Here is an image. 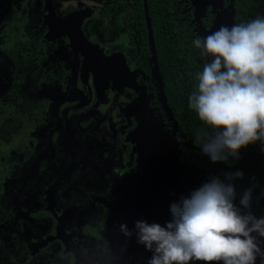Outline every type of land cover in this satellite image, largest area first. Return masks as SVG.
<instances>
[{"label": "flooded vegetation", "instance_id": "1", "mask_svg": "<svg viewBox=\"0 0 264 264\" xmlns=\"http://www.w3.org/2000/svg\"><path fill=\"white\" fill-rule=\"evenodd\" d=\"M33 1L42 3L48 31L45 37L38 38L35 49L31 51L27 48L25 35L29 18L27 15L30 14V7L25 8L26 0H0V10L12 9L13 13L9 15L11 19L17 15L12 31L9 30L10 27L7 28L8 16L3 20L0 29V118H4L0 124V145L8 146L10 151H17L22 167L29 170L35 166L40 174L36 182L38 186L44 185L45 179L51 175L52 179L59 174L61 176L54 184L48 185V189L57 191L54 195L56 210L49 207L50 192L39 202L42 207L48 202V208H18L19 212L32 215L35 221H51V227L54 228L53 234H47L31 245L28 257L20 261V264H27L30 259H43L48 255L54 257L49 264H100V256L103 253L108 254L109 211L103 201L113 198V195L97 197L93 201L95 207L97 205L104 209L102 222L98 227L97 223H89L87 209L82 208L88 207V198H75L82 207H69L60 195L64 189H70L73 182L81 179H86V191L89 184L105 190L106 187H111L114 180L121 177V182L135 169L137 154L134 145L128 140V135L138 125L135 115V108L138 106H130L135 105L141 98L164 125L170 138L178 143L179 149L190 163L208 172L212 178L218 177L226 183V174L242 173V177L231 181L236 192L235 200L240 205L243 193L251 189V206L245 210L264 218L262 145L257 142L241 149L239 159H230L228 163H212L209 160L207 167L202 158L194 159L193 153L203 152L188 149L186 141L190 146L202 149L203 133H210L211 130L199 119L197 134H191V125L188 122L192 120V114L194 117L198 115L189 107V102L178 113L174 111L168 96L167 83V75H176L180 86L189 88L190 92L198 90L199 74L212 58L201 55L202 50L195 47L194 41L212 34L221 14L233 11L236 25L264 18V14L244 15L236 5V0H218L215 7L210 2L212 4L206 7L205 12L198 15L191 0H172V3L168 1L164 7L167 23L164 35L166 33L168 38L163 39V49L168 52V60L163 70L159 63L160 51L155 36V53L150 43L144 0V26L134 0H100L99 9L91 6H70L65 12L59 9L58 0H30L27 4L31 6ZM48 8L52 9L59 22H63L73 13L89 12V17L84 19L81 29L87 43L98 48L95 57L103 58L104 74L101 75L105 79L101 86L96 85L95 66L87 65L85 55L74 46L68 34H56L52 31ZM148 13L154 35L149 7ZM170 24H173L172 29ZM91 25L97 26L91 27L94 38L88 33ZM5 31L10 32L8 35L12 39L11 45H5L3 41L7 35ZM125 39L127 45H124ZM155 62L167 103L178 128L162 102L155 76ZM29 83L31 86L27 93L24 88ZM104 84L107 89L101 97L99 89ZM29 137L36 139V145L31 151H22L23 141ZM110 137L115 143L110 142ZM14 140L18 144L14 145L15 150H11L10 144ZM120 140L126 145L127 162L124 161L123 151H119L123 147L118 144ZM95 167L98 168L97 180L87 179L95 171ZM61 204L65 208L60 213L58 205ZM10 216L0 209L2 219L9 221ZM80 220L85 227L82 230L78 228ZM22 224L25 225V221ZM88 234L91 237H87ZM259 245L264 251V241ZM55 253H58L57 257ZM256 264H264V259L257 257Z\"/></svg>", "mask_w": 264, "mask_h": 264}, {"label": "clouds", "instance_id": "2", "mask_svg": "<svg viewBox=\"0 0 264 264\" xmlns=\"http://www.w3.org/2000/svg\"><path fill=\"white\" fill-rule=\"evenodd\" d=\"M194 45L212 58L189 97V107L211 130L203 133V154L212 163H228L251 144L259 142L264 150V18L221 26ZM242 175L226 174L227 183L213 177L181 197L170 205L172 219L165 226L137 221V243L153 253L148 264H256L257 257L264 259L257 241L264 238V218L243 214L233 203L231 181ZM240 205L250 208L251 189L243 193ZM120 230L131 236L127 225Z\"/></svg>", "mask_w": 264, "mask_h": 264}, {"label": "water", "instance_id": "3", "mask_svg": "<svg viewBox=\"0 0 264 264\" xmlns=\"http://www.w3.org/2000/svg\"><path fill=\"white\" fill-rule=\"evenodd\" d=\"M191 1L197 9L196 15H198L205 12L206 7L212 4L210 2H213L215 7L218 0ZM144 5L150 30V43L155 53L154 35L149 18L147 0H144ZM48 10L52 31L56 34L62 32L68 34L74 46L85 55L87 65L95 66L96 85L98 87L101 86V82L105 79L101 75L104 74L102 72L103 58L101 56L100 58L95 57L94 54L98 48L87 43L81 29L84 19L89 17V12L73 13L63 22H59L52 9L48 8ZM234 25H236L234 12H224L219 16L212 32L217 31L221 26L231 28ZM155 65V76L158 81L162 102L170 118L178 128L164 94L157 62H155ZM106 84L99 89V92L102 93L101 97L104 96L107 89ZM131 107H137L135 108L137 109L135 115L138 125L129 133L128 140L134 145L137 154V165L130 174L124 177L113 198L103 201L109 211L107 221L109 249L108 254L103 253L98 259L100 264H148L153 253L137 243L135 223L143 220L149 224L158 223L161 226H165L172 219L170 205L178 203L181 197H189L192 192L199 189L212 178L208 172L198 168L185 158L184 152L179 149L178 143L170 138L165 131L164 125L149 109L148 104L142 102V98ZM186 143L188 149L191 148L203 152L202 149L190 146L187 141ZM233 203L243 214L249 213L236 200ZM250 214L260 219L255 214ZM121 225H127L131 236H125L121 232ZM257 241L260 244V242L264 241V238L257 237ZM189 264H222V262L189 261Z\"/></svg>", "mask_w": 264, "mask_h": 264}, {"label": "rangeland", "instance_id": "4", "mask_svg": "<svg viewBox=\"0 0 264 264\" xmlns=\"http://www.w3.org/2000/svg\"><path fill=\"white\" fill-rule=\"evenodd\" d=\"M30 0H26L25 2V8H29V13L27 17V32H26V44L27 48L31 51L35 49L36 41L39 39H42L45 37L48 26L46 24V20L44 18V11H43V5L41 2H32V5L29 6L27 3ZM43 1V0H42ZM57 4L59 6V9H62L63 12L67 10L70 6L74 8H83L85 6H91L94 9H99L101 7L100 0H58ZM7 10V9H6ZM3 11V9L0 10V29L3 20L7 17V28L10 27V31L13 30L16 23V17L15 14L14 18L11 19L9 15L13 13L12 9ZM97 25V24H96ZM91 25L88 29V33L91 34L92 38H94V31L92 28H95L97 26ZM97 29V28H96ZM7 35L4 36V43L5 45H11L12 39L10 35H8L10 32L5 31ZM117 39V38H116ZM124 45H127L126 39L124 40ZM12 69V68H11ZM2 82V78L0 77V84ZM31 84H26V87L24 88L25 92L29 93V87ZM27 88V89H26ZM32 97H35L32 94ZM36 98V97H35ZM83 100V99H82ZM80 101V100H79ZM2 114H0V117ZM4 118H0V124L3 122ZM112 122L110 123V125ZM22 137V135H21ZM31 137V136H30ZM26 141H23V149L31 151L34 149L36 145V139L30 138ZM20 141V138H19ZM110 142L115 143V140H112L110 137ZM120 145H123V147H120L119 151H123L122 154L124 155V161L128 159L125 151H126V145L125 143H121L123 141H118ZM18 144V141L14 140L10 144V149L15 150L14 145ZM19 148V147H18ZM98 163V162H96ZM98 168L95 167V171L90 173V178H94L97 180V172ZM39 171L33 166L31 169L27 170L26 168L22 167L20 165V158L17 151L13 152L10 151L8 146L0 145V209L11 215L9 218V221H6L0 217V264H20L23 259L28 257L30 253L31 245L36 243L39 239L44 238L47 234H53L54 228L52 226V222H38L39 219H36L38 221L34 220V217L30 215L29 213H22L19 212V209L26 207L28 209H35V210H43L45 208H48V202L45 203L42 207V203H39L40 200H42L45 196L49 195V207L53 208V210H56L54 201L56 200L57 193L56 190L48 189V185L54 184L56 181H58L61 174L57 175V177L53 178V175L49 176L45 182L44 185L38 186L36 182L39 180ZM87 177V176H86ZM52 181L48 183L50 180ZM121 177L114 180L111 185V187H106L105 190H99L98 187L92 186L91 184L88 185L89 189L88 191L84 190L86 186V179L79 180L76 182H73L70 189H64L60 195V197L64 198L65 205L72 207L74 205H77L79 207H82L81 204H78L75 201V198H82L86 197L88 198L89 205L88 207H82L84 209H87V216L89 217V223L95 224L97 223V227L100 226L102 222V216H103V208H99L97 205L96 207L93 204V201L97 197H103V196H112L119 188L121 182ZM45 180H42L44 182ZM41 182V183H42ZM110 185L109 181H107ZM120 182V183H119ZM40 183V184H41ZM39 184V185H40ZM43 184V183H42ZM104 186V185H103ZM102 186V187H103ZM56 188V186H54ZM59 193V191H58ZM60 194V193H59ZM52 196V197H51ZM48 201V200H47ZM76 202V203H75ZM19 208V209H18ZM64 205H58V211L61 213V210H64ZM18 209V210H17ZM97 209H100L98 211ZM13 217V218H12ZM87 217V218H88ZM74 220V219H73ZM86 220V218H85ZM98 220V222H97ZM25 221V225L22 224V222ZM78 228L81 230L84 229L83 221L80 220L78 222ZM87 237H91L90 234L87 235ZM55 246H58L57 244ZM52 254V253H51ZM53 255V254H52ZM58 253H55V257H57ZM54 257H51L48 255V257H44L43 259H30L27 264H49L48 262H52V259ZM35 260V261H34ZM51 260V261H49Z\"/></svg>", "mask_w": 264, "mask_h": 264}, {"label": "trees", "instance_id": "5", "mask_svg": "<svg viewBox=\"0 0 264 264\" xmlns=\"http://www.w3.org/2000/svg\"><path fill=\"white\" fill-rule=\"evenodd\" d=\"M132 1V0H131ZM135 6L138 9V15L141 17V22L144 26V5L143 0H134ZM170 1L172 3V0H148V7L149 11L152 17L153 26H154V36L160 51V59L159 63L162 69L164 70L167 60H168V52L164 51L163 49V39L168 38V36L164 35V32L166 31V17H165V11L164 7L166 4ZM236 5L240 8V12L244 15H254V14H264V0H236ZM171 29L173 28V24H170ZM165 36V37H164ZM160 47L162 48L160 50ZM168 80V96L170 99V103L172 105V108L176 113H178L184 106L186 107V104L189 102V97L194 93L193 91L190 92V89L187 87H182L178 84L177 76L173 75H167ZM192 120H189L188 124L191 125V134H197V123L199 120V117H194L192 114L191 117ZM195 136V135H194ZM202 144V140H201ZM194 159L196 157L202 158L203 163L205 166H209V157L205 154H199L197 152L192 154Z\"/></svg>", "mask_w": 264, "mask_h": 264}]
</instances>
